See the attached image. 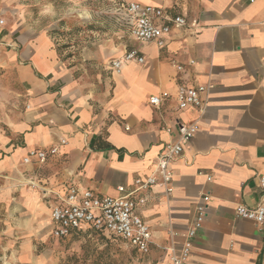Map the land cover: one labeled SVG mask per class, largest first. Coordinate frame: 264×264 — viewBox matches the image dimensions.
<instances>
[{
  "label": "crops",
  "instance_id": "obj_1",
  "mask_svg": "<svg viewBox=\"0 0 264 264\" xmlns=\"http://www.w3.org/2000/svg\"><path fill=\"white\" fill-rule=\"evenodd\" d=\"M131 2L196 20L199 30L173 28L162 50L134 39L128 49L87 54L71 65L48 33L28 22L23 29L20 0H0V169L10 173L28 208L51 215L52 193L70 187L101 196L134 189L137 179L154 174L179 125L196 123L199 132L171 166L173 192L155 186L138 194L146 203L137 214L153 243L149 255L136 253L143 264H170L168 249L182 244L200 198L209 194L190 264H264V225L235 213L238 205L257 207L263 196L264 0ZM129 50H138L145 64L114 72L112 62ZM93 59L111 60V73L84 63ZM191 60L196 63L188 67ZM178 65L187 70L179 73ZM179 85L212 86L208 106L179 111ZM162 92L171 99L154 107L151 99ZM55 147L58 155L45 164L23 163L30 150ZM84 233L96 232L75 236Z\"/></svg>",
  "mask_w": 264,
  "mask_h": 264
},
{
  "label": "built area",
  "instance_id": "obj_2",
  "mask_svg": "<svg viewBox=\"0 0 264 264\" xmlns=\"http://www.w3.org/2000/svg\"><path fill=\"white\" fill-rule=\"evenodd\" d=\"M258 0H250L254 3ZM129 25L130 35L141 43H152L159 49H164L173 28L199 30L196 20L189 21L182 15H172L165 8L153 5H145L139 2H131L122 6ZM4 21H0L3 26ZM136 62L145 64V58L138 50L126 51L124 56L112 62L114 72L120 73L122 66L127 63ZM195 61L191 60L188 67H193ZM179 73L186 71V67L178 65ZM212 86L200 85L187 87L179 85L175 93V101L179 111L189 107L204 109L208 106V94ZM171 94L162 92L151 99L154 107H161L164 102L171 99ZM129 129V128H127ZM199 126L193 124H180L178 136L175 142L166 144L158 155L155 163V172L145 179H137L134 189L127 190L121 186L118 188V196H101L92 190H79L70 187L65 194L52 193L56 202L51 208L50 221L52 225L51 234L55 239L65 240L79 234L85 229L96 233L112 235L142 256H147L152 248L151 228L137 214V208L146 203L144 197H139L140 192L149 191L155 186H162L168 194L173 192V174L171 166L179 160L185 152V148L193 141ZM65 144V141H62ZM58 148L30 150L23 158L25 165L34 162L45 164L50 158L57 156ZM211 181L212 177L209 176ZM260 187L263 191L262 201L257 207L249 208L238 205L235 209L239 219L251 221L257 225H264V177L260 178ZM210 195L205 194L200 198L196 207V216L185 234L182 244L171 246L168 249L170 264H190L194 241L197 234L202 230L207 217V208ZM177 235V234H175ZM174 236V235H173Z\"/></svg>",
  "mask_w": 264,
  "mask_h": 264
},
{
  "label": "rangeland",
  "instance_id": "obj_3",
  "mask_svg": "<svg viewBox=\"0 0 264 264\" xmlns=\"http://www.w3.org/2000/svg\"><path fill=\"white\" fill-rule=\"evenodd\" d=\"M30 1L20 0L23 29L28 22L38 32L48 33L71 65L87 54L92 58L98 52L115 54L135 42L122 11L131 0H34L33 7ZM110 62L84 61L102 73H111ZM11 181L10 173L0 169V264H143L136 251L112 235L53 238L50 214L28 208Z\"/></svg>",
  "mask_w": 264,
  "mask_h": 264
}]
</instances>
